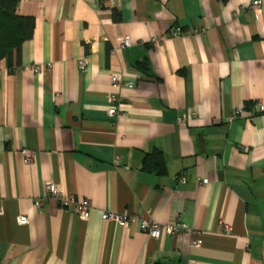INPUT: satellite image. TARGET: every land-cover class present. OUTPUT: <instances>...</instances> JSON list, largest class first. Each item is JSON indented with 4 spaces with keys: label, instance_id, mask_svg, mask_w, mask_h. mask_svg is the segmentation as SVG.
Masks as SVG:
<instances>
[{
    "label": "crops",
    "instance_id": "obj_1",
    "mask_svg": "<svg viewBox=\"0 0 264 264\" xmlns=\"http://www.w3.org/2000/svg\"><path fill=\"white\" fill-rule=\"evenodd\" d=\"M16 14L35 26L0 61V264H264V0H19ZM155 151L162 175L143 170ZM48 182L89 200V219ZM148 220L191 234L154 240Z\"/></svg>",
    "mask_w": 264,
    "mask_h": 264
},
{
    "label": "built area",
    "instance_id": "obj_2",
    "mask_svg": "<svg viewBox=\"0 0 264 264\" xmlns=\"http://www.w3.org/2000/svg\"><path fill=\"white\" fill-rule=\"evenodd\" d=\"M259 8H260V2L259 1H254L252 2L250 9L255 13H259ZM175 36L181 35L180 32H175ZM119 46L121 48H128L131 46L130 40L126 37L120 38L118 40ZM79 65L82 66L83 63L79 62ZM34 71L37 73L38 69H34ZM119 82V79L117 76H112L111 77V84L115 85ZM257 107L259 112H264V105L261 102L257 103ZM108 115L110 117H114L116 115V110L115 109H110L108 111ZM242 115V108L238 107L234 110L233 117H239ZM177 124L179 126H183L184 122L182 119H179L177 121ZM24 159L25 162L28 164L31 161L32 158V153L29 150H24L23 151ZM182 183H185V180H181ZM207 180H203L202 184H206ZM45 190L46 193L49 197L54 198L57 200V202L63 206V207H68L71 206L73 208V213L74 215L81 221V222H86L89 219V212L91 209V204L89 200H76L74 196L66 194L63 189L52 182H48L45 185ZM35 206L38 211H40V204L38 202L35 203ZM102 220L104 221H113L118 223L121 226H125L130 222V219L125 215V214H114L110 212H104L101 216ZM27 223V218L22 216L19 218V225H25ZM219 225L222 226L223 231L226 235L230 236L232 234V229L230 226L226 225L222 220L219 221ZM139 229L146 233L150 238L157 240L159 239L162 235H176V234H191L190 229L188 225L181 220H178L173 225H161L158 224L155 221L148 220V221H142L140 222ZM192 244L194 246H201V242L199 240H192ZM189 264H199L196 261H190Z\"/></svg>",
    "mask_w": 264,
    "mask_h": 264
},
{
    "label": "trees",
    "instance_id": "obj_3",
    "mask_svg": "<svg viewBox=\"0 0 264 264\" xmlns=\"http://www.w3.org/2000/svg\"><path fill=\"white\" fill-rule=\"evenodd\" d=\"M18 1L0 0V61H11L13 54H19L23 42L33 36L34 19L16 14ZM142 166L147 173L162 175L166 171L165 158L159 151L146 155Z\"/></svg>",
    "mask_w": 264,
    "mask_h": 264
}]
</instances>
